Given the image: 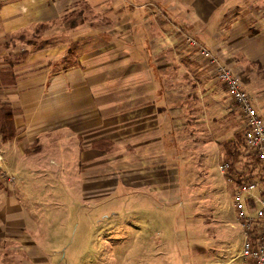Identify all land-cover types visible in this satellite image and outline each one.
Segmentation results:
<instances>
[{"label": "crops", "instance_id": "1", "mask_svg": "<svg viewBox=\"0 0 264 264\" xmlns=\"http://www.w3.org/2000/svg\"><path fill=\"white\" fill-rule=\"evenodd\" d=\"M238 2L0 0V60L17 76L2 90L16 128L3 168L16 179L0 188V264L60 261L48 204L65 198L50 188L75 181L80 201L122 191L181 207L175 253L159 238L151 264H241L243 238L237 254L215 244L220 223L237 219L220 165L261 168L218 72L237 74L264 115V15L247 3L232 12Z\"/></svg>", "mask_w": 264, "mask_h": 264}, {"label": "rangeland", "instance_id": "2", "mask_svg": "<svg viewBox=\"0 0 264 264\" xmlns=\"http://www.w3.org/2000/svg\"><path fill=\"white\" fill-rule=\"evenodd\" d=\"M233 1L238 2L239 0ZM246 3L247 9L253 12L258 11L259 14L262 12L264 15V0H241L231 8L232 12L237 13L240 9H245L243 5ZM3 146L4 159L1 162L7 163L8 152L4 144ZM248 169L245 174L254 170L249 166ZM7 171L12 173L10 170ZM76 185V181L72 183L74 188L70 192L66 186L50 188L52 191H57L53 193L54 196L65 198L61 202H58L57 198L51 199L49 201L53 203L48 204L50 207L48 216L54 224L50 232H53V229L57 232L56 235L61 234V240H55L53 244L60 250L53 258L55 260L60 256V261L56 262V260L54 264H151L157 258L146 256L147 250L156 246L159 238L166 241L170 253H175L172 249L177 239L172 218L177 217L179 213H181L180 217L183 216L180 206L164 202L155 204L152 199L132 200L128 198L127 193L122 195V191L121 194L116 193L114 199L104 201L103 204L97 200L89 201V198L86 201H80ZM38 204L41 207L46 205L45 203ZM199 207L200 214H205L206 205H199ZM39 211L42 209L40 208ZM156 217L160 220H156ZM149 221L155 222L148 223ZM233 222L238 225L236 217L230 213L227 223L225 221L220 223L222 228L215 233V244L222 247L224 252L231 251L237 254L243 237L241 228L233 227ZM57 223L64 224H61V231H59L61 226ZM39 228L44 231L46 226L40 224ZM51 236H54V233ZM212 237L214 236L210 238ZM173 264L177 262L174 261Z\"/></svg>", "mask_w": 264, "mask_h": 264}, {"label": "built area", "instance_id": "3", "mask_svg": "<svg viewBox=\"0 0 264 264\" xmlns=\"http://www.w3.org/2000/svg\"><path fill=\"white\" fill-rule=\"evenodd\" d=\"M205 56L210 53L202 49ZM218 80L239 107L245 122V143L250 150V165L259 167L257 174L238 173L229 162L220 165V171L235 183L232 195L238 222L243 230V246L238 257L241 264H264V115L244 89L241 78L227 67H220ZM3 144L0 140V188L3 182L13 183V173L3 168Z\"/></svg>", "mask_w": 264, "mask_h": 264}, {"label": "trees", "instance_id": "4", "mask_svg": "<svg viewBox=\"0 0 264 264\" xmlns=\"http://www.w3.org/2000/svg\"><path fill=\"white\" fill-rule=\"evenodd\" d=\"M17 76L11 67H4L0 60V140L10 142L16 135L14 110L11 104L2 98V90L16 83ZM3 144V142H2ZM232 169L235 161L230 162Z\"/></svg>", "mask_w": 264, "mask_h": 264}]
</instances>
